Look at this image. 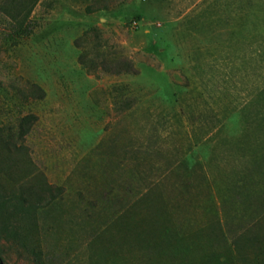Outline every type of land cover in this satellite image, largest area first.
<instances>
[{
	"label": "rangeland",
	"instance_id": "1",
	"mask_svg": "<svg viewBox=\"0 0 264 264\" xmlns=\"http://www.w3.org/2000/svg\"><path fill=\"white\" fill-rule=\"evenodd\" d=\"M19 1L0 127L32 122L0 181L54 196L3 264H264V0H39L24 37Z\"/></svg>",
	"mask_w": 264,
	"mask_h": 264
},
{
	"label": "trees",
	"instance_id": "2",
	"mask_svg": "<svg viewBox=\"0 0 264 264\" xmlns=\"http://www.w3.org/2000/svg\"><path fill=\"white\" fill-rule=\"evenodd\" d=\"M38 1L21 0L16 5V9L10 12L11 18L14 21V33L16 36L24 37L32 32L30 15ZM123 70L129 71L130 65H126ZM2 88L3 83L0 81V90ZM30 94L33 97L42 98L44 93L40 87L34 85L30 90ZM30 117L26 116L20 120L18 131H15L11 126L0 127V149L7 156L0 157V172L4 173L7 177H11V182L16 180L11 172L13 171L12 166L17 165V161L13 157L16 147V137H22L28 132V127L30 122H32ZM24 176L26 178L38 176L36 178L41 185L36 190L24 189L23 186L16 187L14 183L8 188L0 181V248L3 238H19L23 240L24 244L33 242L36 217H38L37 213L43 206L40 201L41 193L48 192L51 198L54 196L53 187L46 182L42 172L37 171L34 174L25 173L23 178ZM12 217H22V220L24 219L25 227L23 231L14 225ZM0 264H3L1 254Z\"/></svg>",
	"mask_w": 264,
	"mask_h": 264
}]
</instances>
